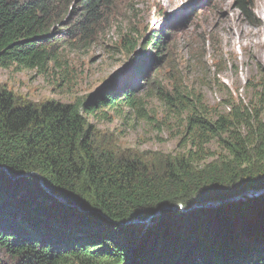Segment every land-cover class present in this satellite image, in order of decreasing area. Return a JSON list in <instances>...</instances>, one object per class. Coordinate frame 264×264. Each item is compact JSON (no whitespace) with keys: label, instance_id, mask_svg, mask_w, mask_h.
Returning a JSON list of instances; mask_svg holds the SVG:
<instances>
[{"label":"trees","instance_id":"16d2710c","mask_svg":"<svg viewBox=\"0 0 264 264\" xmlns=\"http://www.w3.org/2000/svg\"><path fill=\"white\" fill-rule=\"evenodd\" d=\"M233 1L253 17L252 0ZM79 5L83 11L74 18ZM109 5L110 0H0V68L48 72L60 62L61 44L94 37ZM125 48L134 54L136 44L126 38ZM162 48L156 33L132 57L133 62L143 54L133 66L144 81L148 67L163 59ZM182 98L165 101L182 105L198 142L216 140L224 156L200 164L189 151L149 164L97 149L84 111L125 104L143 114L144 99L124 83L82 108L55 100L20 103L0 86V264H264V192L192 208L264 189V107L211 116L201 99L187 104ZM40 177L72 205L48 194ZM178 205L183 209H163L150 228L126 224Z\"/></svg>","mask_w":264,"mask_h":264},{"label":"rangeland","instance_id":"374dc122","mask_svg":"<svg viewBox=\"0 0 264 264\" xmlns=\"http://www.w3.org/2000/svg\"><path fill=\"white\" fill-rule=\"evenodd\" d=\"M79 6L74 18L83 11ZM252 7L249 19L233 0H110L89 42L61 44L60 62L51 63L46 73L2 67L0 86L20 103L55 100L82 108L86 100H97L124 83L137 99H144L143 114L125 104L98 108L93 114L84 111L97 149L149 164L191 151L200 164L209 163L225 155L222 144L212 140L201 145L198 133L188 127L189 113L166 101L179 94L187 104L201 99L211 116L254 113L264 107V36L259 39L262 46L249 44L258 40L253 34L262 31L264 0H252ZM156 33L163 37V59L148 67L144 81L133 66L141 63L143 54L131 60ZM126 38L136 44L134 54L126 51ZM147 221L152 227L153 218Z\"/></svg>","mask_w":264,"mask_h":264},{"label":"water","instance_id":"95a60500","mask_svg":"<svg viewBox=\"0 0 264 264\" xmlns=\"http://www.w3.org/2000/svg\"><path fill=\"white\" fill-rule=\"evenodd\" d=\"M3 168H4V167H3ZM4 170L7 171L8 174H10V172H9L8 169L4 168ZM40 179H41V177H40ZM40 184H41V186L44 188V190H45L48 194L52 195V196H53V197H54L59 203H62V204H65V205H72V204H71L68 200H66L64 197H61V196L55 194L54 192H52L51 190H49V189L44 185L42 179L40 180ZM263 192H264V189H259V190H249V191H246L245 193H243V194H241V195H238V196L232 197V198H230V199H228V200H226V201H208V202H206L205 204L194 205V206H192V208H196V207L219 206V205H222V204H224V203H227V202L233 201V200H235V199L241 198V197L244 196V195H249V196H252V195H259V194H261V193H263ZM169 208H171V207H167V206H166V207H163L160 211H158V212H157L156 214H154V215H151L149 218H154V217L158 216V215L161 213V211H162L163 209H169ZM172 209H173V208H172ZM149 218H148V219H149ZM146 222H148L147 219H146V220L128 221V222H126V224H132V223H133V224H142V225H145ZM145 227H147V226L145 225Z\"/></svg>","mask_w":264,"mask_h":264},{"label":"bare ground","instance_id":"6f19581e","mask_svg":"<svg viewBox=\"0 0 264 264\" xmlns=\"http://www.w3.org/2000/svg\"><path fill=\"white\" fill-rule=\"evenodd\" d=\"M263 27H262V31L261 32H257V33H254L253 35L256 37L255 39H258L257 41H254V39H252V40H250L249 41V44L251 45V46H255V47H260V46H262L263 45V43H262V41L263 40H259L262 36H264V23H263V25H262ZM230 28V27H229ZM231 30V29H230ZM245 36V35H244ZM246 37V36H245ZM244 37V38H245ZM260 49V48H259ZM261 52V51H260Z\"/></svg>","mask_w":264,"mask_h":264}]
</instances>
